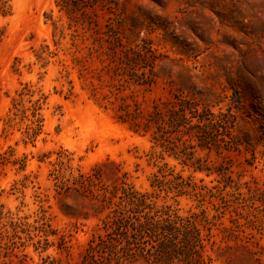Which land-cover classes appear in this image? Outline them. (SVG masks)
Returning <instances> with one entry per match:
<instances>
[{
	"label": "rangeland",
	"instance_id": "obj_1",
	"mask_svg": "<svg viewBox=\"0 0 264 264\" xmlns=\"http://www.w3.org/2000/svg\"><path fill=\"white\" fill-rule=\"evenodd\" d=\"M0 264H264V0H0Z\"/></svg>",
	"mask_w": 264,
	"mask_h": 264
}]
</instances>
